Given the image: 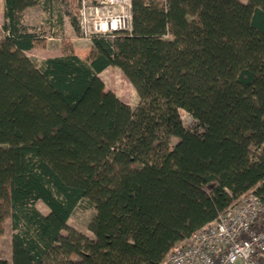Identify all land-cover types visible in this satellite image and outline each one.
Listing matches in <instances>:
<instances>
[{
	"label": "trees",
	"instance_id": "1",
	"mask_svg": "<svg viewBox=\"0 0 264 264\" xmlns=\"http://www.w3.org/2000/svg\"><path fill=\"white\" fill-rule=\"evenodd\" d=\"M3 1L0 264H162L238 199L264 200V0H132L130 33L43 61L23 12L52 29L58 0ZM108 68L134 109L105 91ZM82 201L92 239L67 226Z\"/></svg>",
	"mask_w": 264,
	"mask_h": 264
},
{
	"label": "built area",
	"instance_id": "2",
	"mask_svg": "<svg viewBox=\"0 0 264 264\" xmlns=\"http://www.w3.org/2000/svg\"><path fill=\"white\" fill-rule=\"evenodd\" d=\"M132 0H78V33L114 40L132 28ZM54 23H52V26ZM162 264H264V200L253 194L231 204L209 226L174 246Z\"/></svg>",
	"mask_w": 264,
	"mask_h": 264
},
{
	"label": "rangeland",
	"instance_id": "3",
	"mask_svg": "<svg viewBox=\"0 0 264 264\" xmlns=\"http://www.w3.org/2000/svg\"><path fill=\"white\" fill-rule=\"evenodd\" d=\"M94 1L97 2L98 0H88L90 4H92ZM71 2H74V8L78 6V0H58L52 9L53 19L56 20L59 15L61 16L65 15L67 16V19L70 21V19L74 17V15L76 14L75 10H71V13L67 14L70 9L69 3ZM29 16L33 18L31 19V21H34V23L37 25L34 28L38 30V33L43 34L44 36H50L54 34L57 37L62 38V40L59 41L58 43L60 44L61 49L64 46V44L66 43L70 44L69 39L63 38V34L60 33L59 29L54 28V25H53V29H50L47 22L48 19L47 12L42 11L41 14H39L38 16L36 15L37 17L36 16L34 17V15L33 16L29 15ZM77 36L80 38L79 33L77 34ZM53 46L54 45H51V49L56 48V45L54 47ZM42 49L44 48H39L35 50H42ZM51 52H52L51 55H55L57 53L56 50L54 49H52ZM77 52L80 59L84 60L89 56V52L87 51V45L85 44H82L80 50H78ZM39 54L40 52H31L28 54V56L37 57ZM99 78L104 83L106 92L113 93L116 97H118L124 104H126L131 109H134L137 106L138 98L135 94V91L130 86L129 82L117 69L115 68L108 69L103 73H101L99 75ZM182 120L186 124L189 122V118L186 115H182ZM173 142L175 143V140ZM36 208L43 215H46L48 213L47 208L41 202H38L36 204ZM94 216H95V212L92 206L86 201H82L76 207L73 214L70 216L67 222V226L79 232L80 234L92 239V235L90 234L88 227L91 221L93 220ZM11 235H12V230H11L10 221L6 220L2 226V235L0 237V258L6 260L8 263H10ZM63 235H65V233H63Z\"/></svg>",
	"mask_w": 264,
	"mask_h": 264
},
{
	"label": "crops",
	"instance_id": "4",
	"mask_svg": "<svg viewBox=\"0 0 264 264\" xmlns=\"http://www.w3.org/2000/svg\"><path fill=\"white\" fill-rule=\"evenodd\" d=\"M3 10H4V1L0 0V39L4 36V34H3L2 30H1V27H2V24H3ZM42 11L43 10L40 7H34V8L26 9L23 12L24 24L27 27H36L37 25L34 23V21H31V19H33V18H31L29 15H32V16L34 15V17H35L36 15L38 16L39 14H41ZM53 23H54V28L59 29L60 33L63 34V38L69 39L70 45L72 46V50L74 51L73 53L78 58H79V56L77 54L78 53L77 51L80 50L82 44L87 45V51L88 52L90 51L91 42L84 43L85 41L81 40L77 36L78 32L74 31V29H73V27L71 25V22L67 19V16L59 15L57 17V19L53 21ZM52 29H53V26H52ZM41 35H43V34H41ZM61 40H62V38L57 37L54 34L50 35V36H45L44 49H42V50H32V51L26 52L25 54L28 55L31 52H40V54L37 57H32V58H34L37 61H43V60L52 59V58H59V57L62 56V49L60 47V44H58L59 41H61ZM55 43H57V44H55ZM51 45H54V46L56 45V48L58 47L57 49L56 48H52V49L56 50V52H57L55 55H51L52 54ZM81 60H83V59H81ZM108 69H113V68H108ZM108 69H106V70H108ZM106 70H104V71H106Z\"/></svg>",
	"mask_w": 264,
	"mask_h": 264
}]
</instances>
